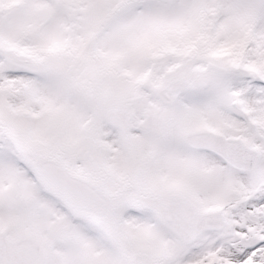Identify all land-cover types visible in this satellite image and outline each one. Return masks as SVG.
I'll use <instances>...</instances> for the list:
<instances>
[{
  "label": "snow or ice",
  "instance_id": "1",
  "mask_svg": "<svg viewBox=\"0 0 264 264\" xmlns=\"http://www.w3.org/2000/svg\"><path fill=\"white\" fill-rule=\"evenodd\" d=\"M0 264H264V0H0Z\"/></svg>",
  "mask_w": 264,
  "mask_h": 264
}]
</instances>
